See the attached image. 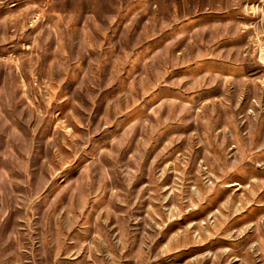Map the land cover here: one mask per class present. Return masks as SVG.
<instances>
[{"label": "rangeland", "instance_id": "1", "mask_svg": "<svg viewBox=\"0 0 264 264\" xmlns=\"http://www.w3.org/2000/svg\"><path fill=\"white\" fill-rule=\"evenodd\" d=\"M0 264H264V0H0Z\"/></svg>", "mask_w": 264, "mask_h": 264}]
</instances>
